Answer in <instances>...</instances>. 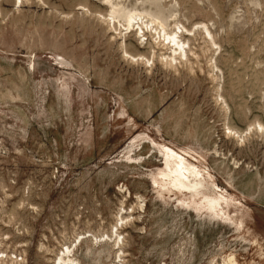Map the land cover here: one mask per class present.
<instances>
[{
  "label": "rangeland",
  "instance_id": "obj_1",
  "mask_svg": "<svg viewBox=\"0 0 264 264\" xmlns=\"http://www.w3.org/2000/svg\"><path fill=\"white\" fill-rule=\"evenodd\" d=\"M61 258L264 264V0H0V264Z\"/></svg>",
  "mask_w": 264,
  "mask_h": 264
},
{
  "label": "bare ground",
  "instance_id": "obj_2",
  "mask_svg": "<svg viewBox=\"0 0 264 264\" xmlns=\"http://www.w3.org/2000/svg\"><path fill=\"white\" fill-rule=\"evenodd\" d=\"M140 21H143L142 19V15L141 14H131L128 16L127 18V27L128 29L133 27V23H137L139 25V22ZM144 24V23H142ZM163 26V25H162ZM164 29V28H163ZM140 30H144L142 28H140ZM188 31V30H187ZM164 33H165V37L167 38V40L169 41L170 44H173V49H174V53L178 54L180 56V58L182 57H187V47H186V43L183 42L178 33H175V34H168L166 32V30L164 29ZM174 57V56H173ZM172 60L176 61V58H172ZM262 127V126H261ZM169 152V151H168ZM173 157V156H172ZM182 161V160H181ZM184 163V162H183ZM182 164V163H181ZM170 167V166H169ZM183 168V167H182ZM195 168V167H194ZM168 169V167H167ZM175 169V167H174ZM177 169V168H176ZM185 169V168H184ZM178 170V169H177ZM196 170V169H195ZM179 172V171H178ZM177 172V173H178ZM181 172V171H180ZM176 173V172H175ZM173 175H174V172H173ZM172 176V175H171ZM178 176V175H177ZM181 176L185 177L184 174H181ZM186 178V177H185ZM171 179V178H170ZM187 180V178H186ZM174 181V180H173ZM177 181V180H175ZM178 181L180 182V180L178 179ZM174 183V182H173ZM178 183V182H177ZM201 184V183H200ZM185 185V184H184ZM175 186V185H173ZM178 187V186H177ZM188 188V187H187ZM182 189V188H181ZM184 189V188H183ZM185 190V189H184ZM189 190V189H188ZM224 200V203H225V206H222L220 205V202H218V204H215L213 205V212H216V213H224L225 211H227V209L231 208V207H237V205H239L240 203H237L236 201V198L234 199L233 197L231 196H227L226 198L223 199ZM222 201V199L220 200ZM235 225V224H234ZM236 226V225H235ZM69 258V257H68ZM70 259V258H69ZM61 261H63L64 264H70L68 263L69 261L72 263V264H78L77 262L73 261V260H69V261H66L64 260V258L62 259L61 258ZM229 264H236L234 262V260H232V258L230 259V261H228ZM227 264V263H226ZM238 264V263H237Z\"/></svg>",
  "mask_w": 264,
  "mask_h": 264
}]
</instances>
